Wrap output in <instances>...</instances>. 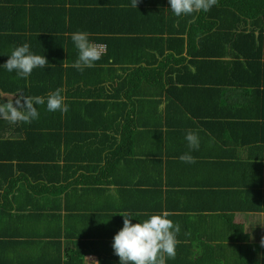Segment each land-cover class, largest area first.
<instances>
[{
  "label": "crops",
  "instance_id": "crops-1",
  "mask_svg": "<svg viewBox=\"0 0 264 264\" xmlns=\"http://www.w3.org/2000/svg\"><path fill=\"white\" fill-rule=\"evenodd\" d=\"M241 1L219 0L216 7L205 12L202 25L210 28L211 23L206 22L224 17L222 14L235 10L232 5L240 6ZM36 2L45 4H30L29 7L56 13L58 20L45 18V21L36 22L34 15L28 17L31 14L28 7L18 23L23 28L20 30L28 34L23 42L30 45L32 36L35 41H40L42 36L54 34L55 30L60 33L65 19L54 9L55 3H59V8L67 10V18H76L78 24L86 23L87 29L106 30V34L127 38L126 44L116 42V51L136 79L144 76L145 70L138 69L140 66L147 70L158 67L150 52L161 50L169 37L187 39L186 31L183 34L178 31L188 30L191 26L183 25L187 16L175 20L177 16L171 11L169 0H139L137 8L131 6L132 0ZM16 11L19 12V8ZM16 16L19 17V13ZM16 16L11 18L12 23ZM198 16L200 12L190 15L191 19ZM31 19L35 27L30 26ZM172 20L175 25L170 29L174 32L170 34L166 23H172ZM248 22L251 25V21ZM224 23L229 25L225 19ZM251 27L247 28L248 31H256ZM245 29L234 27L231 32L237 30L240 33ZM212 30L216 32L218 28ZM225 30L228 28L223 32ZM259 32L257 30L256 34ZM11 37L10 41L18 43V38ZM216 40L194 45L190 50H209ZM98 45L101 50L106 49L105 44ZM187 50L186 47L181 55L186 59L183 64L187 63L196 78V67L191 63L193 57L186 53ZM226 51L225 61L237 60L232 56L234 48L231 44H227ZM163 59L164 56L160 57V62ZM183 64L171 65L178 68ZM237 65L225 68L229 78L237 76L236 71L244 70L237 69ZM261 65V61H257L250 69L254 75L248 81L255 85L247 87L251 90L247 98L240 93V96H235V99H241L243 108L239 107V119L228 118L221 124H210L211 130L182 105L175 107L160 95H140L149 94L147 87L137 85L140 81L132 82L128 86L130 90L123 91L121 96L115 95L111 87L115 81L105 75L103 84L107 90L94 91L100 95L96 101L88 99L90 104L78 106L83 108L79 119L62 114L60 121L55 122L56 112H49L44 107H37L39 118L30 124L6 123L1 119L0 264H120L112 247L114 236L123 227L124 217L120 214L128 213L132 222L138 223L162 211H168L169 218L180 225L178 239L181 243L175 259H168L167 264H219L228 259L229 253L241 244L235 240L236 231L260 229V221L264 220V213L253 214L238 206L239 193L244 196L243 187L251 188V185L244 181L241 176L245 175L241 172L243 168L236 169L233 165L236 160L232 158V153L238 151H249L258 160L264 155V140L263 143L258 141V145L253 143L256 140L238 135L239 130L251 127L254 129L250 133L255 135L256 130L264 131V108L252 102L254 99L261 101L264 97V70ZM153 74L159 77V72ZM115 80H118L116 76ZM36 93L18 89L16 93H3L2 96L5 100H14L18 94ZM126 94H132L133 99ZM150 94L161 93L152 90ZM63 95L70 109L74 101L72 94ZM227 95L220 101L216 94H211L208 101L212 105L207 114L215 113V102L229 106L233 97ZM200 103L201 98L197 95L192 112L200 111L196 107ZM73 108L77 107L72 106L69 112L79 113ZM223 129L232 132L230 147L225 146L227 141H223L226 139L222 135ZM189 130L200 138L198 150L188 147L185 136ZM102 133L104 135L100 139L103 144H99V148L88 149L91 143L96 144L99 140L89 135ZM259 136L264 138V133ZM9 142L17 144L12 146ZM121 142H125L126 147ZM116 145L122 146L124 152L115 159H108L109 171L103 175L104 162L99 163L98 158L111 155ZM185 153L194 156L196 162H182L179 157ZM55 165L61 168L59 174L53 170H43L44 175L41 173L42 168ZM249 175L255 176V183L262 187L264 174L259 169ZM54 185L60 187L52 188ZM250 232L251 241L258 242L256 232Z\"/></svg>",
  "mask_w": 264,
  "mask_h": 264
},
{
  "label": "trees",
  "instance_id": "trees-1",
  "mask_svg": "<svg viewBox=\"0 0 264 264\" xmlns=\"http://www.w3.org/2000/svg\"><path fill=\"white\" fill-rule=\"evenodd\" d=\"M241 2L242 3H240V6L233 4L232 8L235 10L232 9L231 12L228 11L229 13L222 14L224 17H219L220 20H218V18L216 20L206 22L211 23L210 28H207L206 25H202V23H205L203 22V15L205 12H200V16L194 17L193 19H191L190 15L175 18V20L178 21L180 18L183 19L187 16V19H183L185 22L183 25L190 24L191 26L188 30L182 29L178 31L180 34H183L186 31L185 34H187V39L181 36H179V38L169 37L166 39L167 41H164V45L161 50L150 52V55H152L155 59V62H157L158 67L148 68L147 70V68H142L140 66L138 69L145 70L143 71L144 76L140 79H136L133 76V73L130 72L129 67L123 65L124 59H122V57L119 56V53L116 51V42L120 44H126V41L128 40L127 38L123 36L115 37L113 35L106 34L104 32L106 30L94 31L92 29H87L85 27L86 23L78 24L76 23V18L71 16L67 18V10L65 8H59L60 4L55 3L54 9L56 10L57 15L63 14L62 17L65 19L62 22L60 33L59 30H55L54 34L42 36L40 41H35V37L32 36V40L30 41V45L32 46L30 47V51L34 54L45 55L49 65L54 66L37 68L27 78H17V73L15 71L8 72L5 68L0 67V102L5 101V98L2 96L3 93H16L18 89L23 92H32V90H34V92L37 91V93L16 94L17 97L19 95H39L46 97L49 93L54 92L57 88H61L64 90L62 94H68L70 96L72 94L74 101H72L70 105L77 107L73 109L79 112H69L72 108V106H70L69 111L63 115L65 117H77L79 119L83 113V108H78V106L90 104L91 102L89 103L88 99H94L92 101H96L100 95L94 94V91L107 90V86H104L103 84L105 81V75L106 77L110 78V80L113 79L115 81V84L111 86L116 93L115 95L121 96L123 91L130 90L128 89V86L132 82L140 81V84L137 85H139V87L142 85L147 87L149 93L140 95H145L147 97L160 95L161 97L166 98L175 107L182 105L187 110H189L192 115L199 117L200 119L198 120L200 122L203 121L202 124L205 125L208 130H211L212 127H209L210 124L215 125L219 122L221 124L225 121L224 119L239 116V107L242 106L241 99H235V96H240V93L241 95L245 96V99L247 98L249 92L251 91L247 87L250 88L255 85L254 82L248 81V79H251L250 77L254 75L250 72V69L254 68L257 61H261L262 70H264V0H243ZM30 4L31 6H35L45 3L37 4L36 0H0V66H2L7 61V59H9V55L7 54L11 53V50L26 43L23 42V39H26L28 34H26L25 30H20L22 27L18 23L20 16L24 15ZM43 6L47 7V5ZM17 8H19V12L16 11ZM236 9H239V12H237ZM29 10H31V14L28 17L34 15L33 18L36 20V22L39 20L45 21V18H54L55 20H58V18L55 17L56 13L53 14L50 11H45V9L36 10L34 7H29ZM16 13H19V17L16 16ZM14 15L16 17L13 20L14 23H12L10 20ZM249 18H252V20H248ZM224 19L229 22V25L224 23ZM7 21L9 22V25ZM21 21L24 22V19ZM248 21H251V25H249ZM174 25V20H172V23H166L167 31L170 32V34L174 32L173 29H170ZM30 26L35 27L34 23H32V19ZM249 26H252L251 28H254L256 31L259 30V34L257 35L256 31L254 30L248 31L247 28ZM234 27L246 29L240 33L237 30L236 32L234 31L235 33H232L231 31H233ZM213 28H218V31L213 32ZM224 28H228V30L223 32ZM76 31H87L90 33V41L97 45L105 44L106 46V49L104 48V50H101L103 53L102 58L95 63V66L92 68H86L83 72L72 66L78 58V50L71 40V34ZM12 35L15 38H18V43L16 42L15 44L9 40V38L13 39L11 37ZM124 36L127 35L124 34ZM210 40L216 41L211 44V48L209 50H190L194 45L198 46L199 44H204ZM227 44H231L234 48L232 56H235L234 59L237 60L233 62H227L224 60V57L228 54L226 51ZM186 47L188 49L186 53H190V56L193 57L191 59V63L196 67V78L192 76V71L190 70V67L187 65V63L183 64L186 62V59L181 55H183L185 52ZM162 56H164V59L160 62L159 59ZM171 61L172 63L183 65H180L178 68H176L171 65ZM121 64L123 66H121ZM232 64H238L237 69L244 70L240 73L236 71L237 76L232 75L231 78H229L226 75L227 73L225 72V68L231 67ZM118 70L119 72L122 71V73H116ZM158 72L159 77L154 76L153 73ZM115 76L118 79L117 81L115 80ZM152 90H156L161 94H150ZM85 91H87L88 94H84ZM211 94H216V98L220 101H222V96L224 99V97L228 96L227 94H230V98H233L229 100V106L215 102L213 106V108H215V113L207 114L209 110H211L210 107L212 104L208 101V99L211 97ZM126 95L129 97V99H133L132 94ZM197 95L201 98V103L196 106L199 107L200 111L192 112L191 107H194L193 104ZM252 102L253 104L257 103L261 108H264V97L261 99V101L254 99ZM36 107L46 108V104L36 105ZM241 109L243 110L242 107ZM249 114L250 116L254 117L252 112H249ZM55 116V118H57L55 122H58L60 121L62 114L57 111ZM240 116H242V113ZM83 117L89 118L87 115H84ZM237 119H239V117ZM5 121L6 123H9L7 120ZM54 126L64 127L62 125ZM91 127L92 125L89 126L88 129ZM253 129L254 127L239 130L238 135L240 134L239 136L241 137L248 136L251 140H256L253 141V143H257L259 145L258 141L262 142V140H264V138H261L259 134L264 133V131L256 130L255 135L254 133H250ZM231 133L232 132L229 129H223L222 131L223 137L226 138L223 139V141H227L225 143V146L227 147H230L233 143L230 138ZM103 135L104 133L97 135L90 134L89 136L92 137V139L93 137H96L99 140L96 142V144L95 142L91 143L88 149H91L92 147L99 148V144L102 145L104 142L100 139V137ZM101 141L102 143H100ZM19 143L22 144L23 142ZM121 143L126 147L125 142ZM9 144L14 146L17 143L9 142ZM123 152L124 150L122 146L116 145L115 152H113L111 155H106L105 158L102 155L99 156L98 162H104V167L101 171L103 175L105 173L108 174L109 171L110 163L108 159L110 157L115 159L121 156ZM262 152L264 153V150H262ZM233 157L236 160L233 165L236 166V169L237 167L243 168L241 169V172L245 175L241 176L244 181H249V185H251V188L243 187L244 196L243 194L239 193V202H237L238 206L241 209L253 214L264 213V177L262 181V188L255 183V176L249 175L250 172L258 169L262 174H264V162L262 161L264 160V155L259 157L261 160H258L255 159L254 156H252V153L249 151H244L243 153L238 151L232 153V158ZM84 159H86L85 156ZM60 169L61 168L58 165L52 167L46 166L45 168L41 169V173L44 175L45 172L53 170L59 174ZM249 169L251 170L248 171ZM43 170L47 171L43 172ZM60 186L54 185L52 188ZM65 187L68 186L65 185ZM236 232L235 240L241 244L237 246L236 250L229 253L231 256L228 259L220 262L219 264H264V245L251 241L252 234H250L251 232H247L246 228Z\"/></svg>",
  "mask_w": 264,
  "mask_h": 264
},
{
  "label": "clouds",
  "instance_id": "clouds-1",
  "mask_svg": "<svg viewBox=\"0 0 264 264\" xmlns=\"http://www.w3.org/2000/svg\"><path fill=\"white\" fill-rule=\"evenodd\" d=\"M139 0H132V7L137 8ZM170 9L177 17L193 15L198 12H208L218 4V0H169ZM87 31H76L71 34L78 58L72 65L83 72L86 68H92L102 58L101 47L89 39ZM66 51V49H65ZM49 62L45 55L34 54L30 51V45L24 43L15 47L9 59L0 67L8 72L15 71L17 78H27L37 68H45ZM63 89L57 88L47 97L19 95L14 100L0 102V119L9 123L30 124L39 118L36 105H45L49 112L59 111L66 114L69 111L66 96ZM185 139L190 150H198L200 138L192 130L186 133ZM182 162L195 163L194 156L185 153L179 157ZM124 217L123 227L114 236L112 247L115 255L120 259V264H167L168 259H175L177 248L181 241L178 239L180 225L169 218L168 211L151 214L147 219L132 222L128 213L120 214ZM264 245V240H262Z\"/></svg>",
  "mask_w": 264,
  "mask_h": 264
},
{
  "label": "rangeland",
  "instance_id": "rangeland-1",
  "mask_svg": "<svg viewBox=\"0 0 264 264\" xmlns=\"http://www.w3.org/2000/svg\"><path fill=\"white\" fill-rule=\"evenodd\" d=\"M127 125H129V124H127ZM129 126H131V125H129ZM248 230H249V232L250 231H255L256 232V236H257V238H256V240L258 241V242H262V240H264V220H261L260 221V229L258 228V227H256V228H254V229H250V228H248ZM258 231H259V233H258ZM260 236V237H259ZM262 244V243H261Z\"/></svg>",
  "mask_w": 264,
  "mask_h": 264
}]
</instances>
